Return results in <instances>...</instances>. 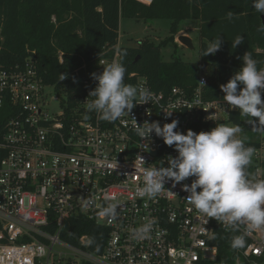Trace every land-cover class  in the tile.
I'll list each match as a JSON object with an SVG mask.
<instances>
[{"label":"built area","instance_id":"1","mask_svg":"<svg viewBox=\"0 0 264 264\" xmlns=\"http://www.w3.org/2000/svg\"><path fill=\"white\" fill-rule=\"evenodd\" d=\"M113 61L120 62L118 44L103 52L93 73H102ZM83 82L87 91L70 116L59 94L62 109L50 113L46 88L53 85L45 82L33 55L10 66L0 64V264H225L214 236L218 229H231L188 203L183 184L190 185L194 177L175 187L166 180L155 199L137 195L136 189L143 186L140 169L167 167L168 156L178 152L155 132L142 139L135 126L145 121L163 126L176 119V130L185 134L189 129L197 132L202 123L210 131L237 109L224 98L206 97L208 79L203 72L194 89L174 85L167 90L130 72L125 83L143 86L151 99L143 104L137 99L131 114L109 122L86 110L98 81L88 76ZM263 146L264 140L253 157L260 178ZM106 197L119 201L115 219L98 215ZM72 216L108 228L101 253L86 249L87 234L79 245L62 238L65 221ZM147 219L156 221L150 238L133 239L132 230ZM246 237L249 243L241 255L251 264H264V231Z\"/></svg>","mask_w":264,"mask_h":264},{"label":"trees","instance_id":"2","mask_svg":"<svg viewBox=\"0 0 264 264\" xmlns=\"http://www.w3.org/2000/svg\"><path fill=\"white\" fill-rule=\"evenodd\" d=\"M229 11L234 14L231 20L227 18ZM261 15L253 7V0H0V64L10 66L33 55L45 82L53 85L67 103L70 116V110L87 91L84 79L92 76L103 52L118 44L122 17L167 18L172 41L181 21L196 18L200 21V61L187 62L175 54L169 61L162 60L161 47L166 41L159 45L142 41L139 47L119 46L125 77L137 72L158 90L174 85L194 89L198 74L203 72L208 79L206 97L223 98L225 93L220 86L241 69L245 52L250 51L260 61L259 67H264V32L258 30ZM220 34L221 49L203 56L208 44ZM237 35L244 36V43L233 48L232 40ZM62 74L66 77L63 80ZM250 120L237 109L230 112L225 123L240 125L248 137L246 144L256 149L261 146L264 134L255 131ZM198 127L197 133L209 131L206 124ZM257 167V161L253 160L249 172L256 173ZM262 167L264 178V163ZM84 234L90 237L86 249L101 253L108 235L106 226L84 216L66 219L64 240L79 245ZM239 234L240 231L233 230L215 231L214 243L219 248V259L225 264H251L241 255L242 249L233 250L230 246L232 237ZM248 243L246 237V246Z\"/></svg>","mask_w":264,"mask_h":264},{"label":"clouds","instance_id":"3","mask_svg":"<svg viewBox=\"0 0 264 264\" xmlns=\"http://www.w3.org/2000/svg\"><path fill=\"white\" fill-rule=\"evenodd\" d=\"M253 7L264 14V0H253ZM233 16V12L227 13L229 20ZM258 30L264 32V24ZM243 43L244 36L237 35L232 40V47ZM222 44L220 34L208 44L203 56L215 54ZM242 60L241 69L226 84H221L225 93L223 98L232 109H239L242 116L252 118L249 123L255 131L264 132V67H259L260 61L254 59L250 51L245 52ZM125 73L126 67L119 61L104 66L100 74L92 73L98 84L89 92V97L94 99L86 103V110L96 112L101 120L115 122L132 113L137 99L142 102L140 104L149 102L150 92L143 86L126 84ZM65 78L62 74L61 80ZM166 114L170 117L172 112ZM178 124L179 121L173 119L163 126L159 121H145L143 125L137 123L135 126L136 134L142 139L155 132L178 152V156H168L167 167L140 169L143 186L136 189L137 195L155 199L163 192L166 180L172 181L175 187L194 177L190 185L183 184L184 191L189 193L188 203L208 219L215 218L233 231H241L243 226L241 234L234 235L230 245L233 250L243 249L247 235L264 231V178H260L258 171L249 172L255 147L246 144L248 137L241 136L243 129L238 124H217L210 131L199 133L189 129L186 134L176 130ZM106 201L98 215L117 218L119 201L115 197H106ZM155 223V220L147 219L132 230V238H150Z\"/></svg>","mask_w":264,"mask_h":264},{"label":"rangeland","instance_id":"4","mask_svg":"<svg viewBox=\"0 0 264 264\" xmlns=\"http://www.w3.org/2000/svg\"><path fill=\"white\" fill-rule=\"evenodd\" d=\"M199 24L200 21L196 18L184 19L179 24L175 40L172 41L169 39L172 33L170 31V20L167 18L146 20L143 18L122 17L118 46L139 47L142 41L159 45L162 41H166L161 47L162 60L169 61L172 55L175 54L184 61L197 62L200 61L199 48L201 43ZM179 36L186 37L187 41H180ZM46 99H48L46 107L50 113L61 111L62 100L54 86L46 88ZM223 117H226V114H223ZM241 136H245L244 131Z\"/></svg>","mask_w":264,"mask_h":264},{"label":"water","instance_id":"5","mask_svg":"<svg viewBox=\"0 0 264 264\" xmlns=\"http://www.w3.org/2000/svg\"><path fill=\"white\" fill-rule=\"evenodd\" d=\"M261 19H262V24H264V14L261 15ZM178 39L180 41H182V42H186L187 41L186 37H184V36H179Z\"/></svg>","mask_w":264,"mask_h":264}]
</instances>
